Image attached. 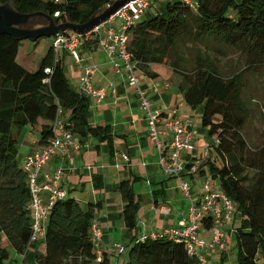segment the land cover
<instances>
[{"label": "trees", "instance_id": "16d2710c", "mask_svg": "<svg viewBox=\"0 0 264 264\" xmlns=\"http://www.w3.org/2000/svg\"><path fill=\"white\" fill-rule=\"evenodd\" d=\"M6 1L0 0L1 3ZM114 1L15 0L14 6L22 13L44 12L55 17L58 23L68 20L85 23ZM156 2L159 6L154 11L148 10L130 27L128 51L137 70L149 77L158 76L152 71V65L170 67L180 76L178 87L186 103L194 110L202 108V129L207 131L208 137L216 139L212 140L214 154L210 153L211 146L208 153H204V159L198 157V148L188 153L198 165L197 170L191 172L194 162H189L186 170L218 182L235 202L238 209L235 219H240L233 230L237 264H264V140L250 144L244 133L252 115L250 101L255 97H250L247 75L243 73L245 69L258 72L264 67V0H198L196 7L183 0ZM58 11L59 15L55 16ZM44 24L41 18L28 26L36 28ZM57 34L36 70H28L18 62L21 40L0 34V264L10 259L8 246L19 253L30 249H27L33 222L30 189L18 145L24 127L31 125L39 133L29 153L51 145L60 110L64 127L73 135L98 137L112 144L111 126H96L89 121L90 95L77 91L69 82L61 53L71 54L61 50L56 60L53 43ZM81 40L80 48L89 49L98 47L99 36L90 32L82 35ZM229 49L240 50L246 56L247 66L225 75L218 55L226 54ZM81 61L90 66L84 64L82 55ZM47 69L50 72H46ZM250 171L254 174L250 175ZM94 185L101 187L97 182ZM117 188L124 200L125 224L130 232L135 231L141 199L129 179L120 181ZM100 207L98 202H88L84 207L68 193L59 199L48 217L45 252L35 256L36 263L110 264L106 252L98 259L92 235ZM206 226H210V222H206ZM136 236L135 233L134 238ZM34 246L35 243L31 248ZM127 264L198 262L188 254L183 242L162 236L133 243Z\"/></svg>", "mask_w": 264, "mask_h": 264}, {"label": "crops", "instance_id": "0c3cea01", "mask_svg": "<svg viewBox=\"0 0 264 264\" xmlns=\"http://www.w3.org/2000/svg\"><path fill=\"white\" fill-rule=\"evenodd\" d=\"M107 26L108 23H105V26L100 28L98 33L101 36L105 35ZM80 53L84 64L96 67L91 78L93 85L105 92V97L100 102L90 96L89 121L96 126L109 124L112 130V144L101 141L98 137H81L75 134L73 144L65 152H57L44 165L42 175H52L61 167L64 170L61 185L67 190L68 195L76 198L84 207L88 202L101 204L94 219L102 233L98 246L102 252L107 253L110 264H125L127 249L123 254H119L116 250L110 249L111 245L124 242V245H127L126 243L131 245L141 234H151L161 231L166 226L180 223L187 217L184 203L186 197L179 188L178 180L167 174L159 164L156 142L148 135L146 112L141 108L138 94L128 83L127 76H122L115 69L113 63L115 56L110 57L97 46L89 49L81 46ZM61 54L70 84L81 92L80 69L71 55L64 52ZM151 69L158 75L157 77H149L140 70L138 75L151 91L153 109L163 118L173 115L181 119L191 118L194 128L197 129L202 108L194 110L186 103L178 87L180 76L170 67L161 64L152 65ZM197 132L199 135L198 129ZM202 132L207 135L205 129ZM197 135L195 144L199 148L198 157L204 159V149L209 139L205 138L200 142ZM38 139L39 133L31 125H26L18 140L21 163ZM122 153H127L129 160L121 159ZM184 174L185 179L196 191V201H201L199 179H202L204 184L207 175L189 172ZM94 177H97L95 181ZM126 179L132 181L134 192L141 199L136 216L137 228L131 232L122 216L124 200L117 188L119 182ZM96 182L101 187H95ZM163 207L168 208L169 212H162ZM239 220L237 217L227 226L226 250L220 253L217 249L213 250L210 253L209 264L223 263L228 256L230 244L235 243L236 246L233 230L239 225ZM47 223L48 220L45 227ZM135 233L137 236L134 238ZM201 235L209 237V233L205 231ZM44 236H40L35 246L27 252H16L7 264H37L35 256L45 252Z\"/></svg>", "mask_w": 264, "mask_h": 264}, {"label": "built area", "instance_id": "2783aa9c", "mask_svg": "<svg viewBox=\"0 0 264 264\" xmlns=\"http://www.w3.org/2000/svg\"><path fill=\"white\" fill-rule=\"evenodd\" d=\"M50 1L58 3L62 0ZM183 1L192 7L198 5V0ZM155 2L156 0H130L92 31L99 36L98 48L104 50L110 57L115 56L113 60L115 69L122 76H127L128 83L138 94L140 106L146 112L149 137L156 142L158 148L159 164L167 174L178 179L180 190L189 200L186 210L187 217L183 221L173 226H166L158 232L141 234L134 239L133 243L145 241L148 238L167 236L170 239L183 242L188 254L196 258L198 264H208L210 253L213 250L217 249L219 253L226 250L227 226L234 221L238 209L233 199L220 188L219 183H213L209 178L204 182L203 188L199 190L201 201H196V191L184 176L189 162H194L190 167L191 172L196 171L198 165L197 160L188 154L197 150L195 138L198 132L194 128L193 120L191 118L181 119L176 115L163 118L153 109L151 91L142 83L132 60V54L128 51L130 27L143 18L152 5L156 7ZM111 4L108 3L102 10ZM59 13V11L56 12L55 16H58ZM117 20H119L118 27L114 26ZM105 23H108L106 33L101 36L98 32L102 26H105ZM81 38L82 35L73 30L59 32L53 43L56 60L59 59L61 50H67L81 68L79 79L81 91L100 102L105 97V92L94 86L91 81V77L96 71L95 65L85 66L82 64L79 53ZM46 72H50V69H47ZM54 128L55 134L51 145L43 149L36 148L26 154L24 158V168L27 171L30 189L29 206L33 218L32 234L27 249L31 248L40 236L45 235V222L48 220L54 204L67 196V190L61 185L63 168L60 167L52 175H42L44 165L57 152H65L73 144V134L64 127L61 110L55 120ZM215 140L213 138V141ZM210 146V142L205 145V154L208 153ZM121 159L129 160V155L122 153ZM71 166H73V159H71ZM161 209L164 213L169 212L168 208ZM206 222H210V226L207 227ZM203 231L209 233L208 238L201 235ZM92 235L98 247L96 250L100 260L103 252L98 245L102 233L96 222L92 226ZM110 249L123 254L126 251V245L113 243Z\"/></svg>", "mask_w": 264, "mask_h": 264}, {"label": "rangeland", "instance_id": "374dc122", "mask_svg": "<svg viewBox=\"0 0 264 264\" xmlns=\"http://www.w3.org/2000/svg\"><path fill=\"white\" fill-rule=\"evenodd\" d=\"M159 6V3L156 2V7ZM156 8L151 6L149 9V12L154 11ZM43 19L45 23H48V20L39 17L36 20ZM33 22V21H32ZM30 22V23H32ZM29 23V24H30ZM28 24V25H29ZM44 24V25H46ZM119 20L114 23V26L118 27ZM52 36H44L40 38L39 42L31 40V39H22L21 44L19 46L18 54H17V60L19 63H21L23 66H25L28 70H36L38 67V60L40 57L48 50L51 46V43L53 41ZM219 64L221 67V70L223 74L225 75H231L235 71H239L243 68H246V56L241 53L238 49H229L226 51V54H219ZM71 61V60H70ZM245 75H247L248 83H249V91H250V97H255V99L250 101V106L252 108V115L249 119L244 133L245 136L250 144L260 143L264 140L263 131H264V67H260V70L258 72L249 71L248 69H245L243 72ZM152 97V95H151ZM153 103V100H151ZM199 117V116H198ZM197 129L199 132V135H197L198 139H200V142L204 141L205 138H208L209 142L211 143V154H214V146H213V139L211 137H207L205 135L204 129H202L201 124V116L198 118V124ZM201 128V129H200ZM199 149V148H198ZM20 157V155H19ZM250 175L254 174V171H250ZM213 183L214 180H213ZM199 185L200 189L203 188V180L199 179ZM145 201V199H144ZM184 203H186L185 208L187 209L189 206V200L185 198ZM125 244V242H124ZM126 249L127 253L129 252V249L131 245L129 243H126ZM9 252H10V258L13 257V255L16 253V251L11 247L8 246ZM227 258L223 260V263L218 264H237L238 260V249L235 247V243L230 244L229 249L227 251ZM10 259L7 260V263H9ZM6 263V264H7ZM209 264V263H208Z\"/></svg>", "mask_w": 264, "mask_h": 264}, {"label": "water", "instance_id": "95a60500", "mask_svg": "<svg viewBox=\"0 0 264 264\" xmlns=\"http://www.w3.org/2000/svg\"><path fill=\"white\" fill-rule=\"evenodd\" d=\"M129 1L115 0L111 6L104 10H99L85 23H75L73 20L58 23L55 17L44 12H19L14 6L15 0H7L5 3L0 2V34H9L19 40L31 39L34 41L66 30H73L80 35H85L107 21L120 7ZM39 17L47 19L48 23L36 28L28 26L30 22Z\"/></svg>", "mask_w": 264, "mask_h": 264}]
</instances>
